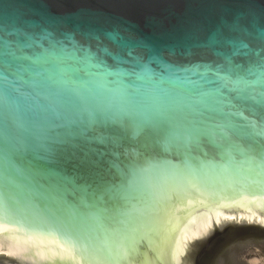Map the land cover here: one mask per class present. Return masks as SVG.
<instances>
[{"label": "water", "instance_id": "95a60500", "mask_svg": "<svg viewBox=\"0 0 264 264\" xmlns=\"http://www.w3.org/2000/svg\"><path fill=\"white\" fill-rule=\"evenodd\" d=\"M261 33L264 0H0V264H264V154L198 95ZM97 114L103 183L37 171Z\"/></svg>", "mask_w": 264, "mask_h": 264}, {"label": "snow or ice", "instance_id": "6c2138e0", "mask_svg": "<svg viewBox=\"0 0 264 264\" xmlns=\"http://www.w3.org/2000/svg\"><path fill=\"white\" fill-rule=\"evenodd\" d=\"M232 56L243 58L249 66L247 75L233 76L235 69L243 65H236ZM232 56L226 58L221 72L215 73L214 79L208 81L217 87L200 92L199 102L228 107L230 115L242 121L231 127L243 136L254 138L264 154V143H261L264 142V33L243 43V50H235ZM100 118L97 114L79 132L67 130L53 133L47 123L41 124L32 143L35 153L33 163L37 171L48 179L65 183L84 180L85 189L91 187V183H103L105 173L116 167L123 144L119 133L106 131L103 126L97 127ZM72 122L68 120V124ZM120 130L124 131V125L120 126ZM54 158L64 169H70L71 174L50 168Z\"/></svg>", "mask_w": 264, "mask_h": 264}]
</instances>
